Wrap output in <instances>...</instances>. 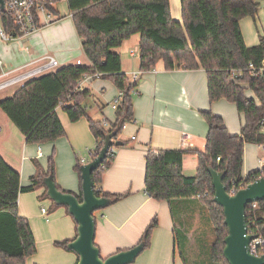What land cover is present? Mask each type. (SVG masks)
<instances>
[{"label":"trees","instance_id":"16d2710c","mask_svg":"<svg viewBox=\"0 0 264 264\" xmlns=\"http://www.w3.org/2000/svg\"><path fill=\"white\" fill-rule=\"evenodd\" d=\"M35 1L46 4L54 16L58 14L52 6L55 0ZM67 2L89 63L66 64L27 79L12 95L0 100V108L30 144L53 142L66 134L59 109L72 122L87 117L98 142L97 147L90 150V159H93L102 149L107 133L119 128L116 137L119 140L124 125L134 120L133 90L138 82H133L122 70L118 51L126 40L139 35L142 72L155 69L160 60L167 70L205 69L210 101L226 99L234 103L245 122L240 132L233 134L221 115L202 111L209 130L205 149L194 150L198 156L196 174L189 176L183 171L184 155L189 150L150 147L146 154L145 189L151 197L170 204L175 200L197 198L207 209L214 228L211 263L230 264L223 254L228 228L222 206L214 201L215 190L208 166L225 171L224 183L230 193L264 175V167L243 175L245 145L264 143V36L260 37L258 45L248 46L241 20L254 17L261 0H182V21L173 19L170 0ZM0 21L8 33L19 34L10 12L0 11ZM95 73L123 91L116 121L110 128L105 126L104 120L88 115L85 101L93 92L78 84L85 74ZM250 91L253 95L248 94ZM111 151L103 165L93 172V181L98 196L117 202L130 193L112 194L102 188L103 168L110 165L116 154ZM55 155L53 150L46 172L35 160L37 172L29 185L22 186L20 172L0 153V264H26L27 258L37 253L31 222L19 214L18 199L21 193L45 187V176L53 175L55 179ZM81 165L78 160L75 166L81 179V189L77 193L80 200L83 198ZM57 186L64 192L76 194ZM44 196L48 198L46 191ZM246 215L249 232L264 239V201H258L256 208L250 203ZM157 226V218L147 226L141 239L146 242L145 248L150 246L152 232ZM176 233L175 229V238ZM76 236L77 233L72 239L57 240L55 245L74 252L67 244ZM258 252L264 254V243Z\"/></svg>","mask_w":264,"mask_h":264},{"label":"crops","instance_id":"0c3cea01","mask_svg":"<svg viewBox=\"0 0 264 264\" xmlns=\"http://www.w3.org/2000/svg\"><path fill=\"white\" fill-rule=\"evenodd\" d=\"M52 6L58 12L52 23L30 35L8 41L0 38V57L3 60L0 74L47 56L55 57L59 66L76 63L78 59L89 63L67 0H55ZM170 8L173 19L182 21V0H170ZM246 18L248 17L241 20L245 42L248 46L258 45L260 37L264 36V24L261 22L260 28L256 20V33L250 27L249 20L246 22ZM139 41L140 37L128 39L118 50L122 57V70L129 76L141 72L140 60L134 63L135 51L130 49L139 46ZM46 61L47 59L37 64ZM127 62L130 66L126 65ZM20 72L11 73L10 76H16ZM84 86L92 90L93 96L108 94L106 107H101L102 118L90 115L89 112L88 115L104 120L105 126L110 128L117 118L113 100L119 89L110 80L100 77ZM248 94L253 95L250 92ZM7 96L9 95L2 99ZM223 101L225 100L210 101L207 74L203 68L167 70L164 62L160 60L155 69L141 73L138 85L133 90L134 120L126 123L118 136L119 140L127 143L115 148L114 160L108 167L103 168L104 191L112 194L130 193L95 213L96 243L103 257L137 245L147 226L157 218L158 226L152 232L150 246L131 264H201L202 260L205 261L204 246L208 247L206 243L209 245L208 262L211 260L210 245L214 242V228L207 209L197 198L175 200L170 204L151 197L145 189L146 154L150 147L189 150L184 155L183 171L186 175H195L198 156L194 150L205 149L209 130L201 112L210 110L221 115L233 134L240 132L245 122V119L242 121L243 114L238 112L240 118L242 117L241 126L230 129L231 125L225 114L218 110L222 103L224 105ZM58 112L66 129L64 136L44 143L43 149L41 145L36 148V144L27 143L26 136L20 130L21 134L15 130L12 143L6 142L9 139L8 134L5 139L0 138V153L20 172L21 185L27 186L37 172L35 160L39 161L46 172L48 159L43 158L55 150L57 184L63 189L79 193L81 179L75 166L78 160L87 155L89 149L97 147L98 142L87 117L72 122L62 109ZM4 115L0 112V133L7 130L11 134L12 122L5 113ZM183 132L191 135L188 145L183 144ZM123 133L128 137L123 138ZM247 145L249 144L245 147ZM85 159L90 161V155ZM243 175L246 176L244 172ZM45 191V187H40L19 195V214L30 220L38 247L37 253L29 256L26 264H76L78 255L75 252L55 245L57 240L75 237L76 221L63 206L57 207L51 220L47 221L45 215L42 213L43 217L40 213L38 205L39 201L47 200Z\"/></svg>","mask_w":264,"mask_h":264},{"label":"water","instance_id":"95a60500","mask_svg":"<svg viewBox=\"0 0 264 264\" xmlns=\"http://www.w3.org/2000/svg\"><path fill=\"white\" fill-rule=\"evenodd\" d=\"M5 0H0V11L6 12ZM119 128L105 135L103 147L99 154L81 165L82 200L77 193H68L59 189L53 175L43 178L47 196L57 206H67L68 212L77 223V236L67 244L78 256L77 264H131L146 247L145 240L137 245L120 250L108 257H103L96 243L97 220L95 213L110 206L113 199L98 196L95 192L93 172L99 169L107 158L110 150L122 146L124 142L117 140ZM215 190L214 201L222 206L228 234L224 239L223 254L230 264H264V254L252 252V240L257 235L248 229L246 210L250 203L264 201V175L235 193H230L224 183L225 171H217L208 166Z\"/></svg>","mask_w":264,"mask_h":264},{"label":"built area","instance_id":"2783aa9c","mask_svg":"<svg viewBox=\"0 0 264 264\" xmlns=\"http://www.w3.org/2000/svg\"><path fill=\"white\" fill-rule=\"evenodd\" d=\"M264 2V0H261ZM6 2V10L10 12L12 15L14 22L16 23L18 27V35H13L8 33L1 25L0 27V38L3 40H11L13 38H17L19 36H25V35H30L33 34L34 32L38 31L41 29L43 26L48 25L52 23L54 19L53 13L48 9L46 4L44 3H37L35 0H5ZM44 17V18H43ZM43 19V20H42ZM133 53V52H132ZM47 59L46 62L42 64H37L43 60ZM77 64H83V61L81 59H78ZM3 65V60L0 57V67ZM253 67V65H250ZM59 67V62L58 60L53 57V56H47L44 58H40L37 60H32L27 62L26 64L18 67L17 69L10 71V72H2L0 74V90L8 88L12 85H17V84H23L24 81L27 79L37 76L43 72L53 70L55 68ZM17 71H21L18 75L16 76H10L11 73H15ZM141 72H135L133 73L130 77L131 80L134 82H138L140 79ZM235 74V71L233 72ZM100 74L95 73V74H85L81 80H79V86H84L85 83L95 79L99 78ZM123 97V91H119L115 99L113 100V107L115 109L118 108L122 101ZM264 124V120H263ZM191 139V135L188 132H183L182 136V141L183 144L188 145L189 141ZM115 151L112 148L113 152ZM220 159V158H219ZM81 164H85L88 161L85 158H81L79 160ZM235 193V191H233ZM252 207L256 208L257 207V202L252 203ZM42 213L45 215V218L47 221H49V216H48V211L46 208H42ZM264 243V239L261 237H257L254 240H252L251 243V249L252 252L260 255L258 250L261 244Z\"/></svg>","mask_w":264,"mask_h":264},{"label":"rangeland","instance_id":"374dc122","mask_svg":"<svg viewBox=\"0 0 264 264\" xmlns=\"http://www.w3.org/2000/svg\"><path fill=\"white\" fill-rule=\"evenodd\" d=\"M259 11H260L259 14H258L259 17L258 16H255V17L251 16V17L246 18V22H247V20H249L250 27H252V29L254 28L256 33H257V29H258V27L256 25V20H257V24H258V26L260 28L262 27L261 22H263V24H264V2L263 1H261V5H260ZM0 27H1V21H0ZM131 38H139V35L138 34L133 35ZM130 49L135 51V57H133V59L135 60L134 63H138V61L140 60L139 46L136 45L135 47H132ZM118 50H120V48H118ZM126 65L130 66L129 62H127ZM1 81L2 80H0V82ZM19 85L20 84L12 85V86H10L8 88L0 90V99H2V97H4L5 95H9V96L12 95L10 93H12ZM250 93L252 94L251 91H250ZM103 94L104 93L96 94L95 96L89 97L85 101V106L88 105V107L86 106V108L88 109L87 112H89L90 115H93V116L98 115V118H100V119L102 118L101 107L103 105H105V107H106V104H107L106 97H107L108 94L107 95H103ZM222 100H225V101H223L224 105L222 103V105H220L218 110L225 114L227 122L230 123V125H231L230 129H233V128L234 129H236V128L238 129V128H240V126H241V118L242 117L240 118V115H239L240 112L238 111L236 105L234 103L226 100V99H222ZM0 112H2L3 115H4V112L2 111L1 108H0ZM242 121L244 122V118H242ZM15 130H17L19 132V134H21L19 129L15 125H13V123H11V127H10L11 134L7 130H4L2 133H0V138H2V140H3V139H5L7 137V134H8L9 135V139L6 142H7V144L12 143L13 142V140H12L13 135L12 134L15 132ZM122 136H123V138H127L128 137L125 133H123ZM38 145H41L43 147V149H44V145L43 144H36V148H37ZM91 149H94V148H91ZM86 153H87V155H90V149ZM244 155H245L244 156V158H245L244 160L245 161H244V166H243V172L246 175L248 173H251V172L256 171L258 169H262L264 167V143L263 144H249V145H247L245 147ZM49 156H47V154H46L45 157L43 158V160H47ZM86 156H83V158H86ZM189 176H191V175H189ZM38 205H39V211H40L41 214H42V208L43 207L47 209V211L49 212L48 216H49V218L51 220V217H52L53 213L57 210V206L54 205V202L48 197L46 201H39ZM30 209H32L31 206H30ZM42 216H43V214H42ZM213 239H215L214 232H213ZM206 246H208V247L204 246V249H205L204 250L205 261L202 260L201 264H212L211 260L208 262V251H209L208 243H206ZM211 248H212V246L210 245V249Z\"/></svg>","mask_w":264,"mask_h":264}]
</instances>
